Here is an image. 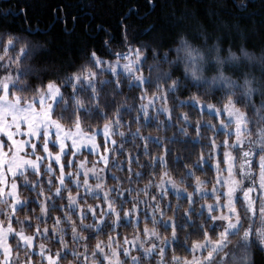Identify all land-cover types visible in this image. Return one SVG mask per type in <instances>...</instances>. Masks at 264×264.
I'll return each instance as SVG.
<instances>
[{
    "label": "trees",
    "instance_id": "16d2710c",
    "mask_svg": "<svg viewBox=\"0 0 264 264\" xmlns=\"http://www.w3.org/2000/svg\"><path fill=\"white\" fill-rule=\"evenodd\" d=\"M181 35L203 53L204 79L196 81L190 73L185 72L184 53L175 50L179 46ZM10 36L13 37L15 47H10L5 54L4 42ZM125 38L127 44H131L133 48L139 47L146 56L141 68L146 77H151L152 83H144L137 87L132 77L121 74L117 89L115 79L110 72H98L95 100L90 96V88L85 86L77 91V95L90 108L89 112H80V116L82 124L87 125L84 130L91 131L93 127H102L105 119H112L116 109L120 108V127L117 128L121 129L124 135L114 133L115 150L104 176L106 186L119 183L121 189L131 187L135 190L144 188L150 179L154 182L148 189L147 195L143 191L124 193L126 198L136 195L141 198L142 202L126 199L123 204V209H131L133 203L137 204V211L132 212L131 215L139 216L138 225L122 221L113 231L112 221L115 220V216H112L108 218V225L99 232L95 228L78 229L88 239L74 241L71 228L61 219L60 227H65L67 230L64 240L67 241L69 249L81 252L84 250L82 247L84 243L88 244L91 251L97 240L106 241L109 235L118 236L121 242L125 236L131 240L137 233L141 239H144L145 225L149 228L154 227L160 237L171 240V225L166 228L160 222L153 224L150 218L151 208L156 203H159L160 209L164 211L165 219L171 217L178 225L185 223V209L189 207L187 198L179 197L169 190L161 196L155 182L159 181L162 172L167 171L172 178L187 185L190 192H193L196 177L209 181L207 184L212 185L216 171L210 165L214 164L216 159H220L219 153H213L207 162H198L201 157H209L211 139L214 137L219 144L225 138V134L223 132L217 134L214 128L204 126L205 123L218 125L221 117L210 115L208 110H202L198 102L221 107L227 96L231 95L235 105L244 111L251 121L249 127L252 129V138L256 136V129L264 127V119H262L264 108L261 107L264 102V58L249 60L243 55L239 58L228 57L229 49L239 53L242 45L258 54L264 51V0H0V55H3L4 60L0 63V77L9 73L13 76L22 73L18 82L27 86L23 89L17 88L15 91L30 97L37 85L47 83L48 80H56L60 83L66 75L76 72L83 65L95 70V65L91 62L93 51L103 59H114L115 52L127 51ZM217 46L219 60L215 58ZM21 47H25L27 51L21 53ZM17 54L21 57L18 61H16ZM9 57L16 62L9 63ZM149 65L153 67L149 68ZM221 71L239 85H243L246 80L251 81L255 89L254 94L251 97L245 96L240 87L226 92L227 84L220 80H212L213 73L216 76ZM165 72L170 73L168 79H158ZM104 80L111 83H101ZM173 80L179 82L178 87L175 91L168 92V85ZM157 83L162 87L157 88ZM63 91L65 97L69 98L72 93L71 84ZM153 93L166 94L167 99L163 101L169 109L168 112H160L159 108H154L147 116L145 115L140 108L144 102L141 97H152ZM193 96L199 98L195 107L191 102L180 103L182 100L191 101ZM97 103L100 110L107 113V117L99 114L96 109ZM69 105L63 113L65 119L62 122L66 125L71 123V120L67 119L72 114L70 99ZM61 111L62 109L58 107L56 115L59 116ZM185 116L187 121L184 119ZM137 130L140 135L134 136L133 133ZM148 137L157 139L152 140ZM233 138L229 137L230 140ZM145 146L148 149L147 153L144 151ZM220 151L222 152V149ZM82 155L88 156L90 160L94 158L93 154L87 151ZM161 156L165 161L163 165L158 159L154 160ZM116 165H121L122 170ZM129 167L132 169L131 173ZM54 169L59 175L57 165H54ZM65 169L69 171L68 167ZM189 170L193 173L190 177L186 176ZM136 172L142 175L137 178ZM112 173L119 176L120 180H113ZM129 175L132 177L131 181L127 179ZM27 179L39 180L40 183L36 185L37 190L33 191L22 186L23 178L18 180L19 193L26 203L23 207L17 208L15 215L22 222L26 217L31 218V227L26 222L13 221L14 228H23L26 234L35 231L37 224L41 229L45 224L51 229L55 218L63 217L68 211L66 207H51V201L57 205H67L68 192H63L64 199L52 195L47 184L48 174L44 171L39 176L30 172ZM57 183L53 179V189ZM65 183L69 185L74 195L78 191L81 193L84 191L83 188L77 189L73 186L71 181L66 180ZM41 184L44 195H38ZM109 195L115 197L116 206L120 208V197L115 192H110ZM46 196L51 199L45 200ZM153 197L155 200L152 199ZM42 200L45 201L48 214L46 220L37 219L44 216L41 212ZM206 200L212 201L213 197L207 196L203 199L197 197L194 207L198 209ZM85 204L96 206L97 198L88 196L79 199V205ZM100 206H105L103 200H100ZM4 207L7 206L0 204V208ZM81 211L82 209L77 207L72 213V219L77 224H79L78 214ZM123 214L121 211V217ZM156 215L159 221V213L157 212ZM189 215L194 223L185 227H176L177 239L167 248L164 257L166 264H172L171 258L174 255L181 258L191 257L192 253L187 251L184 245L190 248L193 241L203 240V234L198 226L203 225L208 228L209 222L205 217L194 212ZM5 219L1 215V220ZM85 223H96L90 212ZM247 226L248 220L244 219L240 232L230 235L231 240L225 251L239 254L243 246L241 236ZM221 230V227L216 228L215 232L209 229V235L212 239H216V233ZM89 231L93 235L89 236ZM56 235H59V232ZM47 236L49 238L39 237L36 240L37 251L39 244L43 243L55 255L61 245L51 231ZM148 243L159 242L149 238L145 241V246ZM248 244L251 264H264V245H261L255 233L249 237ZM13 251L15 253V248ZM139 254L135 249L132 251V255ZM218 258H224V253H220ZM32 260L38 262L41 258L37 254L32 256ZM60 263L75 264V258L69 253L61 257ZM142 264H156V257H142Z\"/></svg>",
    "mask_w": 264,
    "mask_h": 264
},
{
    "label": "snow or ice",
    "instance_id": "6c2138e0",
    "mask_svg": "<svg viewBox=\"0 0 264 264\" xmlns=\"http://www.w3.org/2000/svg\"><path fill=\"white\" fill-rule=\"evenodd\" d=\"M125 43L127 44L126 38ZM10 47H15L13 37L11 36L4 42L5 54ZM175 50L178 53H184L183 59L186 61L185 72L190 73L191 77L196 81L204 79L202 76L204 56L200 49L193 47L187 40L180 38L179 46ZM26 51L25 47H21V53ZM114 55L116 59L109 61L97 56L93 51L91 53V62L95 65V70L87 65H83L76 72L66 75L60 83H57L56 80H48L47 83L37 85L30 97L21 95L15 91L17 88L23 89L27 86L18 82L19 75L22 73L17 76L9 73L0 77V204L7 206L0 208V215L6 218L5 220H0V264H36L32 260V256L37 254L41 258L40 264H43L44 260L47 261V264H60L61 257L69 253L75 258V264H125V262L127 264H142V257H156V264H166L164 257L167 248L171 242L177 239L176 227H185L187 224L194 223L189 215L193 212L205 217V220L209 222L208 228L199 225L198 228L203 234V240L193 241L190 248L186 244L184 245L185 249L192 253L191 259L174 255L171 258L172 264H251L248 257L249 237L255 233L261 245H264V127L256 129V136L252 138V129L249 127L251 121L244 111L235 106L231 95L227 96L226 101L221 107L213 104L202 105V110H208L210 115L221 117L218 125L205 123L204 126L214 128L217 134L220 132L225 134V138L219 144H217L214 137L211 139L209 157H201V160L198 162L209 161L213 153H219L220 155V159L215 160L214 164L210 165L216 171L211 189L202 187V185L209 181L196 177L193 192H187V189H182L177 185L176 181L173 180L167 171L162 172L159 181L155 182L161 196L168 190H172L177 196L186 197L189 202V207L185 209V223L179 225L171 217L164 218L165 213L160 209L159 203H156L151 208L152 215L150 218L153 224L160 222L166 228L171 225V240L160 237L154 227L149 228L145 225L143 228L144 239H141L139 233H137L131 240L125 236L123 242H121L118 236L109 235L106 241L97 240L91 251H89L87 243L82 245L84 249L82 252L76 249H69L67 241L64 240L67 230L65 227H60L61 219L71 228V236L74 241H87L88 239L78 229L91 230L95 228L99 232L104 226L108 225V218L112 216H115V220L112 221L113 231H115L116 226L122 221L138 225L139 216L131 215L132 212L137 211V204L133 203L131 209H123V204L126 202V199L142 202L141 198L139 195L126 198L124 193H131L133 191L139 193L143 191L147 195L148 189L151 188L154 182L150 179L144 188L135 190L131 187L121 189L119 183L105 185L104 172L109 162V156L107 155L109 148L107 145L113 135L114 126L120 127L119 107L116 109L112 119H105L102 127H93L90 132H86L84 128L87 125L82 124L80 112H89L90 108L77 95V91L86 86L91 89L90 96L95 100L97 97L96 78L98 72H110L115 79L117 89L120 85L119 76L121 74L132 77V81L135 82L137 87L142 86L144 83H152L150 76L146 77L143 75L141 65L146 56L139 47L133 48L131 44H127V51L115 52ZM20 58V55L17 54L16 61ZM165 58H167V53H165ZM8 59L9 63L16 62L11 57ZM217 60H219V57H217ZM3 62V55H0V63ZM152 67L153 65H149V68ZM169 76L170 73L165 72L158 79L167 80ZM212 80H220L227 84L228 88L225 89L226 92L236 87H240L243 90V95L248 97H251L255 92L251 82L246 80L243 85H239L236 81L226 77L223 72L213 76ZM101 83H111V81L104 80ZM178 83L177 80H173L168 85L167 91H175ZM69 84L72 86V93L69 98H66L63 89ZM161 87L162 85L157 83V88ZM144 91L146 92V90ZM69 99L71 100L72 114L67 119L71 120V123L70 125H65L62 123L65 119L63 113L70 106ZM141 99H144V97L142 96ZM154 99L166 101L167 96L163 93H153V96L149 98L153 106ZM198 99V97L193 96L191 101L182 100L180 103L191 102L193 107H195ZM249 103L251 104V101ZM58 107L62 109L59 116L56 115ZM261 107L264 108V102H262ZM140 108L147 116L148 105L141 104ZM96 109L100 115L107 117V113L100 110L98 103L96 104ZM158 111L168 112L169 109L166 103L161 105ZM184 119L187 121L186 116ZM233 124L234 128L229 127ZM120 135L123 136L124 133L121 132ZM133 135H140L139 130L133 133ZM97 136L103 137L105 145L104 153L99 155L97 154L99 153L100 145L97 143ZM229 137H234V139L230 142ZM148 139L156 140L157 138L148 137ZM111 142L115 144L114 140ZM50 145L51 148L49 147ZM52 148H58L59 150L53 152ZM221 149L222 152L220 151ZM85 150L93 155H97V160L103 161L105 167H97V160L92 161L91 168L87 167V157L79 161L74 159ZM233 150L238 155H234ZM144 151L147 153V146H145ZM69 153H71V156H69ZM257 156L259 157L258 160ZM62 157L65 158L63 163L61 162ZM155 159H158L160 164H165L163 156ZM137 162H139L138 159ZM221 163L223 167H221ZM53 164L58 165L59 175H56ZM73 164H75V171L71 170ZM253 164L258 165V173L253 169ZM41 166H43L44 172L48 174L47 184L52 195L58 199H64L63 192H68L66 198L68 201L67 205H57L54 201H51V207H66L68 211L64 213L63 217L55 218V223L51 229L46 224L41 229L39 224H37L35 231L31 234H26L23 228L17 231L13 227V221L17 223L26 222L31 227V218L26 217L25 221L22 222L15 215L17 208L23 207L26 203L18 195L17 179L22 177V186L36 191V185L40 181H29L27 173L31 172L39 176ZM65 167H68L70 171L65 172ZM116 167L122 170L121 165H116ZM131 171L132 169L129 167V172L131 173ZM237 172L241 177L240 180L236 179ZM225 173L227 174L225 175ZM81 175L84 177L83 181L79 178ZM90 175L97 183H89ZM141 175L140 172H136L137 178ZM153 175L155 174L153 173ZM192 175L191 170L186 173L188 177ZM111 178L116 181L120 180V177L115 173L111 174ZM53 179L58 182L54 189L52 188ZM127 179L131 181V175ZM181 179L183 180L184 178L182 177ZM66 180L71 181L72 185L77 189L83 188V193L78 191L74 195L69 185L65 183ZM244 181L248 182L247 187L243 186ZM237 188L243 193L242 198L237 194ZM110 192H115L120 197V208L116 206L115 197H110ZM38 195H44L42 184L40 185ZM88 196L97 198L96 206L89 204L79 205V199H85ZM207 196L213 197L211 203H202L198 209L194 207L197 197L203 199ZM50 199V197H45V200ZM152 199L155 200V197ZM241 199V207L244 210L243 219L249 221V226L243 230L241 236L243 246L240 248L239 254L234 252L230 254V252L225 251L228 243L227 238L230 235L239 233L241 228H243V220L235 207L236 201ZM100 200H103L105 206H100ZM40 204L41 212L44 213V216L37 219L46 220L48 214L45 201H40ZM77 207L82 209L78 214L79 224L72 219V213ZM97 209H99V215H97ZM121 211L124 213L123 217L120 215ZM89 212L93 220L96 221L95 224L85 223ZM157 212L160 216L159 221L157 220ZM217 212L219 213L218 215L213 214ZM256 216L262 218L260 228L254 227V217ZM218 227H222L223 230L216 233V239H212L209 235V229L215 232ZM49 231L53 233V236L61 245L60 249L56 250L55 255L43 243L39 244L37 251L35 244V241L39 237L49 238L47 236ZM57 232H59V235H56ZM10 235L15 237V245L8 243ZM91 235L93 233L89 231V236ZM149 238L155 239L159 243H148L145 246V241ZM13 248H15V255H13ZM134 249L140 254L132 255ZM157 249H159L158 252ZM205 251L207 252L206 255H204ZM222 252L224 253V258H218ZM21 253H23V259H21ZM121 256H123V259H121Z\"/></svg>",
    "mask_w": 264,
    "mask_h": 264
},
{
    "label": "rangeland",
    "instance_id": "374dc122",
    "mask_svg": "<svg viewBox=\"0 0 264 264\" xmlns=\"http://www.w3.org/2000/svg\"><path fill=\"white\" fill-rule=\"evenodd\" d=\"M116 59V57L114 58V59H104V60H115ZM123 62V61H122ZM142 66V65H141ZM142 69V68H141ZM142 72H143V70H142ZM143 75L145 76V74H144V72H143ZM149 96H146L145 98H144V102H143V104H145V105H148V111H147V115H148V113L151 111V110H153L154 108H160V106L161 105H164L165 103H164V101H163V99H154V106H153V104H151L150 103V101H149ZM199 103V106L202 108V105L204 104V103H201V102H198ZM236 106V105H235ZM237 107V106H236ZM237 108H239V107H237ZM240 109V108H239ZM241 110V109H240ZM242 111V110H241ZM144 112V111H143ZM63 123V122H62ZM66 125V124H65ZM232 128H234V124L232 125ZM86 132H90V131H87V130H85ZM121 132H123L121 129H119V128H117V127H115L114 126V128H113V135L111 136V139L109 140V143H108V145H107V147L109 148V152L107 153V155L109 156V162H110V159H111V156H112V154H113V152H114V150H115V144H112V142L111 141H115V135H114V133H121ZM247 135V134H246ZM234 139V138H233ZM96 140H97V143L100 145V149H99V153L97 154V155H99V154H102V153H104V148H105V145H104V143H103V137L102 136H97V138H96ZM229 141L231 142V140L229 139ZM69 144H70V142H68ZM50 148H51V145L49 146ZM59 149L58 148H52V151L53 152H55V151H58ZM86 151V150H85ZM84 151H82V153H83ZM88 152V151H87ZM82 153L80 154V155H78V156H76L74 159L76 160V161H79V160H84L85 159V157H87V161H88V163H87V167H89V168H91L92 167V161L93 160H97V155H93V160H90L89 159V157L88 156H83L82 155ZM90 153V152H89ZM233 154L234 155H238V153L237 152H235V150H233ZM69 156H71V153H69ZM33 159H34V157H33ZM64 157H62L61 158V162L63 163L64 162ZM259 159V157L257 156V160ZM217 160V159H216ZM109 162H108V164H109ZM45 163H47V161H45ZM238 163V162H237ZM54 165H56V164H53V168H54ZM97 167H105L104 166V164H103V161H99V160H97ZM221 167H223V166H221ZM252 167H253V169L255 170V171H257V173H258V171H259V169H258V165L257 164H253L252 165ZM57 168L59 169V167H58V165H57ZM107 169H108V166L107 167H105V172H104V176H105V174H106V172H107ZM72 171H75V164H73V166H72V169H71ZM44 171V168H43V166H41V168H40V175H41V173ZM64 171L65 172H67L66 171V169H64ZM69 171H70V169H69ZM30 173V172H29ZM29 173H27V176H28V174ZM57 174V173H56ZM227 173H225V175H226ZM58 175V174H57ZM83 175H81L79 178H80V180L81 181H83V177H82ZM22 178V177H21ZM20 178H18L17 179V185H18V195H19V197H20V199L21 200H23V198L21 197V195H20V193H19V182H18V180H19ZM236 179L237 180H240L241 179V177H240V175H239V173L237 172V174H236ZM94 180V181H93ZM173 180H175L176 181V183H177V185L180 187V188H182V189H187V192H190L189 191V189H188V186L187 185H184L183 183H181V181H178V180H176V179H174L173 178ZM89 183L90 184H95V183H97V181L90 175L89 176ZM243 186L244 187H247L248 186V182L247 181H244V183H243ZM202 187H204V188H208V189H211V187H212V185H208L207 183H205L204 185H202ZM169 189H170V186H169ZM169 191H172V190H169ZM172 192H174V191H172ZM175 193V192H174ZM176 194V193H175ZM237 194L242 198V196H243V193L242 192H240V189L239 188H237ZM212 201H204V203L206 204V203H211ZM241 203H242V199L241 200H237L236 201V203H235V207H236V209H237V211L240 213V215H241V218H242V220H244L243 219V214H244V210H243V208L241 207ZM219 213H217V214H214V215H218ZM0 220H1V215H0ZM219 223V222H218ZM261 225H262V218L260 217V216H256V217H254V227L255 228H260L261 227ZM248 226H249V221H248ZM247 226V227H248ZM13 227H14V224H13ZM246 227V228H247ZM222 228V227H221ZM16 229V228H15ZM17 231H19L20 229H16ZM223 230V229H222ZM221 230V231H222ZM31 234V233H30ZM12 239H13V241H12ZM228 243H227V245H226V247L229 245V242H230V240H231V238H230V236H228ZM36 242V241H35ZM8 243L9 244H12V243H16V239H15V237H13V236H9V240H8ZM13 245V244H12ZM225 247V248H226ZM207 254V252L205 251V253H204V255H206ZM13 255H15V253H14V251H13ZM197 255H199V253H197ZM192 257V256H191ZM191 257H189L188 259H191ZM40 261L41 260H38V262H36V264H40ZM43 264H47V261L46 260H44L43 261ZM61 264V263H60Z\"/></svg>",
    "mask_w": 264,
    "mask_h": 264
},
{
    "label": "clouds",
    "instance_id": "9594fccd",
    "mask_svg": "<svg viewBox=\"0 0 264 264\" xmlns=\"http://www.w3.org/2000/svg\"><path fill=\"white\" fill-rule=\"evenodd\" d=\"M180 38H183V39L187 40L186 37L183 36V35H181ZM218 53H219V47L217 46V48H216V54L217 55L215 57L216 59H217V57H219ZM240 55H243L245 58H248L249 60H251L253 58L261 59V58H264V51H262V52H260L258 54L257 52L249 50L248 48L244 47L243 45L240 47L239 53L237 51L233 50V49H229L228 50V57L229 58H239ZM203 70L204 69H203V65H202V72H203ZM213 76H215V73H213ZM249 82H251V81H249Z\"/></svg>",
    "mask_w": 264,
    "mask_h": 264
}]
</instances>
